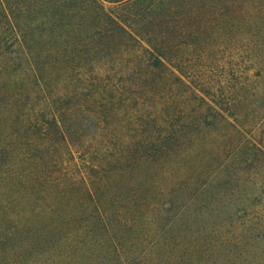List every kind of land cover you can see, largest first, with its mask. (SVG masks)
Masks as SVG:
<instances>
[{"label": "trees", "instance_id": "1", "mask_svg": "<svg viewBox=\"0 0 264 264\" xmlns=\"http://www.w3.org/2000/svg\"><path fill=\"white\" fill-rule=\"evenodd\" d=\"M174 7L175 0H0V264H264V215L236 219L246 201L261 207L264 150L254 146L253 167L236 151L209 169L180 148L198 136L175 126L173 92L193 85L164 52ZM95 65H113L164 104L132 140L134 154L76 161L70 147L96 118L84 108L86 86L74 85ZM107 84L99 109L111 92L130 91ZM198 89V118L207 110L206 118L216 115L241 135ZM198 124L207 142L212 125Z\"/></svg>", "mask_w": 264, "mask_h": 264}, {"label": "rangeland", "instance_id": "2", "mask_svg": "<svg viewBox=\"0 0 264 264\" xmlns=\"http://www.w3.org/2000/svg\"><path fill=\"white\" fill-rule=\"evenodd\" d=\"M105 8L111 9L112 6L105 5ZM170 32L172 38L164 52L184 75L183 79L193 85L189 90L178 85L173 92V107L179 112L175 126L178 130L180 125H187L190 135L198 136L192 137L191 143H182L180 148L191 150L195 163L205 161L209 169L216 168L223 158L229 157L226 156L229 152L236 151L245 152L248 163L255 166L260 158L254 146L264 150V0H175ZM132 56L123 57L121 66L130 63ZM88 67L81 71L80 81L74 87L80 89L81 83L86 86L83 91L86 98L84 108L92 112L96 120L95 125L89 126L81 136V142H73L71 156L76 161H92L96 159L97 152L107 158H117L122 151L134 154L132 140L143 133L148 118L164 104L162 96L144 94L145 87L130 86L129 78L113 65L106 70H100L96 65ZM68 79L74 83L76 76ZM107 83L111 86L106 90H111L113 85H123L130 88V95L121 93L117 98L113 91L111 103L99 109L98 90L108 86ZM62 85L60 82L51 84L52 87ZM199 87L214 96L215 104L221 108L215 107L214 110L237 125L241 135L222 125L221 118L214 113L215 116L206 118L211 113L207 110L198 118L202 115L200 108L204 107L197 97L201 96ZM66 103L65 106H71L68 104H73L74 100ZM208 104L213 105L209 101ZM199 121L212 125L207 127V142L206 135L200 133ZM203 130L206 134V129ZM216 152L223 155L217 156ZM66 154L64 151L61 153L62 162L69 164ZM192 168H197V165ZM256 183L259 186L264 183V176ZM262 187L264 189V185ZM260 199L261 207L255 204L254 199L239 205L236 219L263 216L259 210L264 208V195Z\"/></svg>", "mask_w": 264, "mask_h": 264}]
</instances>
